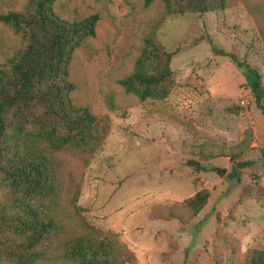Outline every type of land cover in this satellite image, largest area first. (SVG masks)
<instances>
[{
	"label": "rangeland",
	"instance_id": "374dc122",
	"mask_svg": "<svg viewBox=\"0 0 264 264\" xmlns=\"http://www.w3.org/2000/svg\"><path fill=\"white\" fill-rule=\"evenodd\" d=\"M25 6L0 0V16ZM54 11L69 22L98 17L67 71L71 101L89 109L101 140L91 156L53 155L55 181L34 201L56 219L52 241L30 262L0 235V264H69L63 246L82 235L114 236L134 258L127 264H245L264 250V117L240 66L256 69L264 89V0H225L204 15H167L143 0H57ZM150 36L172 55L175 86L160 102L119 85ZM21 45L0 21V63ZM202 190L194 215L184 201Z\"/></svg>",
	"mask_w": 264,
	"mask_h": 264
},
{
	"label": "trees",
	"instance_id": "16d2710c",
	"mask_svg": "<svg viewBox=\"0 0 264 264\" xmlns=\"http://www.w3.org/2000/svg\"><path fill=\"white\" fill-rule=\"evenodd\" d=\"M57 0H26L22 12L0 16L3 25L21 37V48L0 63V235L18 244L34 262L57 230L55 217L38 209L35 200L54 181L53 155L60 151L91 156L100 144L95 117L73 105L68 65L76 49L95 35L96 15L69 22L54 11ZM161 1L167 15H204L224 9L225 0ZM172 55L154 37L145 39L133 72L119 81L126 94L140 101H163L175 86ZM245 68L244 85L264 117V89L256 69ZM264 165V148L262 149ZM197 168V163L189 162ZM202 190L184 201L196 215L206 203ZM100 235V234H98ZM39 250V251H38ZM62 257L69 264H127L132 254L114 236H77L65 243ZM245 264H264V250H250Z\"/></svg>",
	"mask_w": 264,
	"mask_h": 264
},
{
	"label": "water",
	"instance_id": "95a60500",
	"mask_svg": "<svg viewBox=\"0 0 264 264\" xmlns=\"http://www.w3.org/2000/svg\"><path fill=\"white\" fill-rule=\"evenodd\" d=\"M223 173H224L223 171L222 172L220 171L219 175L221 176Z\"/></svg>",
	"mask_w": 264,
	"mask_h": 264
}]
</instances>
